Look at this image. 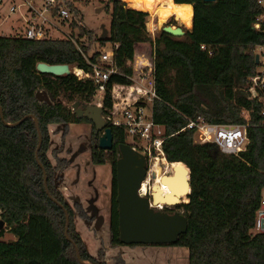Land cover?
Returning <instances> with one entry per match:
<instances>
[{
    "label": "trees",
    "instance_id": "obj_1",
    "mask_svg": "<svg viewBox=\"0 0 264 264\" xmlns=\"http://www.w3.org/2000/svg\"><path fill=\"white\" fill-rule=\"evenodd\" d=\"M141 1L152 0L104 2L108 36L97 40L100 45H116L114 61L124 75H112L106 83L102 113L112 106V84L131 82L136 45L149 43L156 94L152 119L164 127L165 159L183 162L180 165L190 171L188 201L177 206L187 229L171 244L187 247L188 264H264V232L251 233L264 189V85L259 81L254 85L255 96L250 91L251 78L257 74L255 48L264 44V31L254 27L261 8L256 0H173L192 6L191 29L182 36L160 29L152 36L145 30L148 12L126 5ZM171 23L175 21L169 18L167 24ZM79 28L78 37L90 40L93 31ZM80 48L89 51L83 43ZM97 54L94 50L92 58ZM40 62L90 70L70 39L0 35V220L5 224L0 236L6 230L14 236L0 240V264H108L107 247L101 245L93 255L77 230L76 212L61 188V174L70 161L51 143L57 134L63 144L71 123H90V162L111 166L108 243L118 247L123 244L115 161L118 145L126 143L125 130L109 126L112 147L98 148L100 133L93 123L68 106L75 101L93 103L96 84L88 78L79 80L72 72L39 71ZM38 90L51 103L38 100ZM198 117L208 123L246 125L245 150L223 154L214 143L195 142L193 129H181Z\"/></svg>",
    "mask_w": 264,
    "mask_h": 264
},
{
    "label": "built area",
    "instance_id": "obj_2",
    "mask_svg": "<svg viewBox=\"0 0 264 264\" xmlns=\"http://www.w3.org/2000/svg\"><path fill=\"white\" fill-rule=\"evenodd\" d=\"M63 0H14L9 6V12L15 14L16 19L22 23V30L19 36L30 40L66 38L73 41L80 52H82L87 64L90 66L89 71H84L75 66L68 67L69 72L76 75L79 80L91 79L96 84L95 104L101 105L106 83L112 75H124L121 68L114 61V46L108 49L97 50L98 54L94 58V53H85L80 48V44L74 36L63 29L67 24L72 27L74 19H70L71 13L67 6L61 5ZM261 8L254 27L264 31V0H256ZM61 5V6H60ZM58 9L54 11L55 8ZM78 25L83 24L78 21ZM76 37V38H74ZM204 48V46H201ZM258 55L257 74L251 78L252 87L250 88L251 96H255L254 85L259 81L264 85V44L255 48ZM150 56V57H149ZM146 57L143 54H135L133 61L130 63L132 74L128 76L130 83H113L111 86L112 106L106 114L102 116L108 126H122L125 130L126 143L133 149L142 153L146 157V173L141 181L137 192L140 196L148 199L149 207L154 210H161L172 213L181 212L177 207L178 203H166L155 201L153 189L159 183L163 176L172 174V164L165 159L162 149V143L166 137L164 127L157 124L152 119V100L156 97L154 90L153 62L152 54ZM264 115V109L262 111ZM193 129L195 142H211L216 145L218 150L223 154H235L245 150L247 145L246 125L241 124H215L205 122L202 118L189 119L186 125L181 129ZM159 167L160 171L157 170ZM159 172V173H158ZM157 182H159L157 184ZM168 187V186H167ZM166 192L165 196L168 194ZM264 232V195L258 208L255 211V217L251 233Z\"/></svg>",
    "mask_w": 264,
    "mask_h": 264
},
{
    "label": "rangeland",
    "instance_id": "obj_3",
    "mask_svg": "<svg viewBox=\"0 0 264 264\" xmlns=\"http://www.w3.org/2000/svg\"><path fill=\"white\" fill-rule=\"evenodd\" d=\"M13 1L1 0L0 2V35L10 36L21 33L22 23L16 19L15 14L9 12V6ZM37 1L40 2L41 0ZM63 1H65V5H67L69 10V5L78 10L77 15L70 10V19H74L76 22L80 21L85 27L93 31L90 40H88L86 35H83L76 39L78 43L88 45L89 53L94 50L108 49L111 46L110 43L100 45L97 40L101 34V24H104L107 29L109 25V14L104 10L105 0ZM131 3L128 4L126 2V5L131 7ZM96 7H100V9L95 11ZM170 17L175 21V24L171 23V25L179 24L177 19L173 16ZM168 19L163 24H167ZM155 24H157L156 17L148 12L145 30L152 36L163 25ZM79 26L70 28L65 24L63 29L77 36L80 32ZM135 54H143L148 57L152 54L151 45L145 42L137 44ZM66 72H69V69ZM95 100L97 101V97L94 96L93 103L96 102ZM68 106H71V104H68ZM69 126V134L66 136L64 143H60L56 134L52 138L51 148H56L59 155L66 157L70 161L71 170L69 176L65 178V184L64 178L62 179L64 185L61 187L63 194L76 212L75 222L77 230L88 250L95 255L101 245L106 246L108 264H122L119 262L120 260L123 264H188V249L180 245L123 244L119 247H110L108 243V217L111 204V166L109 164L94 165L90 162V123H71ZM194 140H197L196 136ZM262 195H264V189L262 190ZM180 200L181 203L185 202L183 198ZM99 216L103 217V221L99 228H96ZM13 238V234L7 230L0 236V240L3 241H9Z\"/></svg>",
    "mask_w": 264,
    "mask_h": 264
},
{
    "label": "water",
    "instance_id": "obj_4",
    "mask_svg": "<svg viewBox=\"0 0 264 264\" xmlns=\"http://www.w3.org/2000/svg\"><path fill=\"white\" fill-rule=\"evenodd\" d=\"M214 1V0H204ZM1 2V0H0ZM100 7H96L98 11ZM100 39L108 36V29L101 24ZM161 29L174 36H182L184 29L179 25L163 24ZM258 61V55L255 54V63ZM37 68L42 72H52L56 74L64 73L68 67L65 65H48L38 63ZM35 96L40 101L51 103L50 98L43 90L35 92ZM77 116H86L94 125L95 132L100 133L96 146L107 150L112 147V133L110 127L106 124L102 116V107L95 103H80L75 101L70 106ZM37 126V122H36ZM41 144L39 135L38 147ZM119 157L115 161V179H116V203L118 213L119 239L122 244H171L178 236L187 229V219L184 214L178 211L172 213L154 210L149 207L148 199L140 196L137 189L146 173V157L133 149L127 143L118 145ZM179 163H183L178 161ZM189 169V168H188ZM169 188L170 192L165 196L155 194V201L178 203L179 200L190 194V171L184 173L181 166H175L170 175L163 176L162 180ZM44 182L46 177L44 176ZM158 187V186H157ZM159 189V187L157 188ZM48 192V191H47ZM103 217L99 216L96 228H99ZM68 216L66 215L65 232L67 230ZM5 226L0 220V229ZM77 258L80 259L78 250ZM91 264V263H89Z\"/></svg>",
    "mask_w": 264,
    "mask_h": 264
},
{
    "label": "bare ground",
    "instance_id": "obj_5",
    "mask_svg": "<svg viewBox=\"0 0 264 264\" xmlns=\"http://www.w3.org/2000/svg\"><path fill=\"white\" fill-rule=\"evenodd\" d=\"M131 7L138 10L148 11L150 14L156 17V23L158 25L163 24L170 16H174L175 19L180 21L181 24L185 26H190L192 22L191 21L192 7L190 4H177L173 0H152V1L133 2L131 3ZM180 164L182 165V163L175 162L172 164V168H174L175 166H181ZM182 166L181 168L183 169L184 173L188 174L189 171L188 167L186 171V169L183 168ZM157 170L159 171V168H157ZM159 185H160L159 189L163 191H160L159 189H157L158 188L157 186L156 187L154 186L153 189L154 196L155 194L164 195L166 192H168L169 188L163 181H160ZM182 198L183 201L185 202L188 201L186 196H183ZM166 203H171V202H166Z\"/></svg>",
    "mask_w": 264,
    "mask_h": 264
},
{
    "label": "crops",
    "instance_id": "obj_6",
    "mask_svg": "<svg viewBox=\"0 0 264 264\" xmlns=\"http://www.w3.org/2000/svg\"><path fill=\"white\" fill-rule=\"evenodd\" d=\"M191 7H192V6H191ZM173 17H174V16H173ZM170 18H171V17H170ZM191 21H192V17H191ZM178 22H179V24H177V25H180V26L184 29V31H185V30H190V29H191V25H190V26H185V25L181 24L180 21H178ZM155 25H157V24H155ZM70 170H71V166H70V164H69L68 167L65 168V169L62 171V174H61V175H62V179L64 178V184H65V182H66L65 178L69 176ZM64 184H63V181H62L61 186H63ZM61 188H62V187H61ZM13 239H14V238H13ZM118 247H119V246H118Z\"/></svg>",
    "mask_w": 264,
    "mask_h": 264
},
{
    "label": "flooded vegetation",
    "instance_id": "obj_7",
    "mask_svg": "<svg viewBox=\"0 0 264 264\" xmlns=\"http://www.w3.org/2000/svg\"><path fill=\"white\" fill-rule=\"evenodd\" d=\"M155 186V185H154ZM160 191H163V190H161V189H159Z\"/></svg>",
    "mask_w": 264,
    "mask_h": 264
}]
</instances>
